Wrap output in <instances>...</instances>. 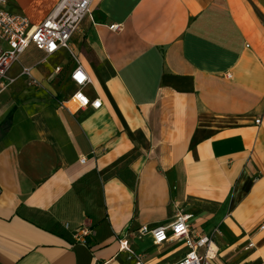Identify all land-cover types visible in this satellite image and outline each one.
Wrapping results in <instances>:
<instances>
[{
	"label": "crops",
	"instance_id": "obj_1",
	"mask_svg": "<svg viewBox=\"0 0 264 264\" xmlns=\"http://www.w3.org/2000/svg\"><path fill=\"white\" fill-rule=\"evenodd\" d=\"M60 1L6 7L37 24ZM71 46L100 109L60 106L75 91L66 49L30 46L0 82V264H135L123 235L172 264L183 242L137 233L178 208L214 234L210 264H264V0H95Z\"/></svg>",
	"mask_w": 264,
	"mask_h": 264
},
{
	"label": "built area",
	"instance_id": "obj_2",
	"mask_svg": "<svg viewBox=\"0 0 264 264\" xmlns=\"http://www.w3.org/2000/svg\"><path fill=\"white\" fill-rule=\"evenodd\" d=\"M8 2L9 0H0V82L3 88L6 81L14 82V79L8 76V72L15 63L20 61L21 56L30 46L42 50L46 56L60 49H66L75 62L70 75L75 91L68 99H62L60 106L72 113L86 108L100 109L103 100L100 97L91 99L84 91L87 85L93 83V79L71 46V39L81 30L84 20L91 18L95 0H61L54 10L37 24L31 23L24 14L9 11L6 7ZM110 28L121 31L123 26L112 24ZM56 71H61V67H57ZM23 74L28 76L30 85H40L34 78L31 67H24ZM260 122V118L256 119V123L260 124ZM84 160L85 158L81 159L82 162ZM191 218V214L178 208L171 222L154 227L142 225L138 229L137 236L142 238L151 235L156 246L166 242H183L188 251L172 264H210V260L217 255V250L213 248L214 234L196 232L190 222ZM91 232L90 228L79 226L75 228L74 237L79 242L87 243V236ZM119 244L120 251L128 252L135 264H147L145 255L136 252L125 235L119 238ZM253 246H255L254 242L248 245V247Z\"/></svg>",
	"mask_w": 264,
	"mask_h": 264
},
{
	"label": "rangeland",
	"instance_id": "obj_3",
	"mask_svg": "<svg viewBox=\"0 0 264 264\" xmlns=\"http://www.w3.org/2000/svg\"><path fill=\"white\" fill-rule=\"evenodd\" d=\"M11 85V83H8L7 81H6V83L4 84V87H5V91L7 90H10V88L11 87H9ZM67 84H63V82H60V84H59V91H58V95L57 96H59L58 98H56V97H53V99H55L56 101H59V99H61V98H63L64 97V95H65V93H68L69 91H71V89H70V87H68V86H66ZM31 87H29V90L30 91H34V92H32V93H30V94H38V92H40L42 89H40V87H38L37 85L35 86V85H30ZM9 87V88H8ZM25 88H27V86H24ZM7 88V89H6ZM28 89V88H27ZM45 96H46V98L45 97H43V96H41V95H39L38 94V97L39 98H44V99H48L47 97H50L51 95L49 94V93H45Z\"/></svg>",
	"mask_w": 264,
	"mask_h": 264
}]
</instances>
